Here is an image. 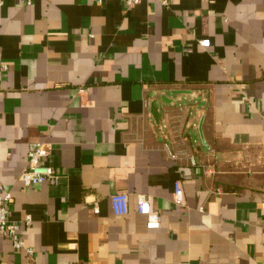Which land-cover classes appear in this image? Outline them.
Listing matches in <instances>:
<instances>
[{
	"label": "crops",
	"instance_id": "1",
	"mask_svg": "<svg viewBox=\"0 0 264 264\" xmlns=\"http://www.w3.org/2000/svg\"><path fill=\"white\" fill-rule=\"evenodd\" d=\"M167 1L0 0V264H264V0Z\"/></svg>",
	"mask_w": 264,
	"mask_h": 264
},
{
	"label": "built area",
	"instance_id": "2",
	"mask_svg": "<svg viewBox=\"0 0 264 264\" xmlns=\"http://www.w3.org/2000/svg\"><path fill=\"white\" fill-rule=\"evenodd\" d=\"M99 3L102 0H97ZM128 6L140 4L143 0H124ZM163 5H168L167 0H161ZM202 46L209 47L210 41L203 40L200 42ZM50 154V149L43 142H36L30 146L28 153V166L20 175V180L26 187L37 186L40 184L56 185L59 183V175L52 166L44 164L43 160ZM175 158V155H172ZM174 200L177 205H185V192L182 181L175 184ZM14 198L11 192H6L0 187V236H5L13 241L15 248L25 250L29 254L33 251L25 246L20 235L21 225L12 222L10 219V205ZM111 206L114 215L123 216L129 212V195L127 193L114 194L111 197ZM137 211L146 218V225L149 229H156L160 225V214L154 209L152 201L149 197L139 195L137 197ZM95 213H99L97 207L94 208Z\"/></svg>",
	"mask_w": 264,
	"mask_h": 264
}]
</instances>
